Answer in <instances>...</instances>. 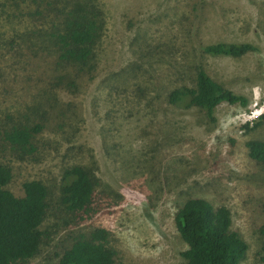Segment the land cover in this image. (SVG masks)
<instances>
[{"label": "rangeland", "instance_id": "rangeland-1", "mask_svg": "<svg viewBox=\"0 0 264 264\" xmlns=\"http://www.w3.org/2000/svg\"><path fill=\"white\" fill-rule=\"evenodd\" d=\"M94 1L104 16L98 66L73 95L50 92L27 51L20 59L7 52V42L29 24L30 2L0 0V129L36 119L40 102L52 113L64 112V127L38 134L32 153L0 138V164L12 173L6 187L17 196L27 180L47 188L42 228L49 238L23 264H55L72 237L98 225L110 233L116 264H184L186 244L173 216L192 196L229 208L232 228L247 243L239 264H264V164L245 146L252 138L264 140V121L242 127L257 121L251 113L264 101V0ZM198 41L258 47L241 57L202 56L212 78L248 98L246 106L219 104L215 123L196 108L164 101L179 83L180 66L199 55ZM43 90L49 93L41 96ZM72 164L85 165L101 183L96 192L103 206L83 223L72 222L59 203L61 175Z\"/></svg>", "mask_w": 264, "mask_h": 264}, {"label": "trees", "instance_id": "trees-1", "mask_svg": "<svg viewBox=\"0 0 264 264\" xmlns=\"http://www.w3.org/2000/svg\"><path fill=\"white\" fill-rule=\"evenodd\" d=\"M29 2L32 7L27 6L25 14L29 24L18 29L7 42V52L14 50V56L20 59L27 51L30 60L35 59L39 64L38 80L43 79L50 92L57 89L73 95L82 92L95 77L98 66L96 48L104 26L102 8L94 0ZM47 16L54 18L44 22ZM196 49L199 55L180 66L179 83L166 92L164 101L168 105L196 108L209 122L215 123L219 104L246 106L248 98L212 78L202 56L241 57L258 47L248 41L207 44L198 41ZM49 90H43L40 95ZM43 103L33 108L36 119L26 118L0 129V138L24 154L34 152L38 134L64 127V112L55 108L52 113L39 105ZM263 121L264 113L251 126L246 122L242 127L251 130ZM245 146L252 160L264 164V140L252 138ZM11 177V169L0 164V264H23L37 255L49 238L42 228L48 208L47 188L40 180H27L23 182V195L17 196L6 187ZM100 186L99 178L85 165L64 168L59 203L70 213L72 222L83 223L101 209L102 200L96 192ZM102 191L108 197H121L117 192ZM173 222L186 244L181 251L184 264H239L245 255L247 243L232 228L231 212L225 205H214L203 197H188L174 213ZM261 250L264 260V242ZM55 264H116V251L110 243L108 229L98 225L78 232L63 248Z\"/></svg>", "mask_w": 264, "mask_h": 264}, {"label": "built area", "instance_id": "built-area-1", "mask_svg": "<svg viewBox=\"0 0 264 264\" xmlns=\"http://www.w3.org/2000/svg\"><path fill=\"white\" fill-rule=\"evenodd\" d=\"M254 112H256L255 115H254ZM254 112L252 111L251 117L252 116L258 117L260 114L264 113V101L260 104L259 108L256 109ZM251 120L252 119H250L249 121H251Z\"/></svg>", "mask_w": 264, "mask_h": 264}]
</instances>
